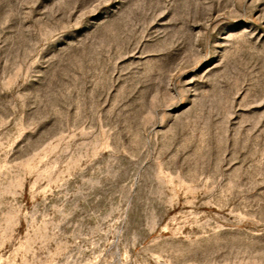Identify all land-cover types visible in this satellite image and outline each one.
I'll list each match as a JSON object with an SVG mask.
<instances>
[{
    "label": "rangeland",
    "instance_id": "1",
    "mask_svg": "<svg viewBox=\"0 0 264 264\" xmlns=\"http://www.w3.org/2000/svg\"><path fill=\"white\" fill-rule=\"evenodd\" d=\"M0 264H264V0H0Z\"/></svg>",
    "mask_w": 264,
    "mask_h": 264
}]
</instances>
